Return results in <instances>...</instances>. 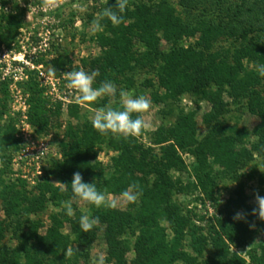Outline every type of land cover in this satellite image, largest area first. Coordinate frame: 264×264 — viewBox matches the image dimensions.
Listing matches in <instances>:
<instances>
[{"label": "trees", "instance_id": "trees-1", "mask_svg": "<svg viewBox=\"0 0 264 264\" xmlns=\"http://www.w3.org/2000/svg\"><path fill=\"white\" fill-rule=\"evenodd\" d=\"M0 3V47L10 49L25 24L27 9L14 0ZM179 4L189 20L178 14L170 0L136 5L107 0L96 22L101 54L81 64L93 94L131 89L135 77L147 71L158 79V91L152 94L156 104L173 107L185 94L201 96L211 107L203 116L207 133L201 139L196 113L181 111L174 125L161 126L154 133L152 144L160 148L157 152L141 142L145 130L141 114L117 106L111 114L128 133L122 134L112 122L70 126L61 143L63 160L45 170L43 182L36 187L38 193L32 196L24 181L19 185L5 180L11 162L6 151L18 149L21 140L14 123L2 126L10 94L7 80L0 81V205L8 221H0V244L10 228L18 239L15 249L0 248V264L74 263L85 254L72 252V237L63 232L64 218L53 215L51 226L41 235L42 223L30 215L44 211L47 202L61 206L73 199L127 196L130 191L139 199L128 210L108 207L93 217L104 226L109 264H127L131 250L136 254L134 264H202L200 258L207 250L211 255L204 264H264V241L248 252L249 261L232 251L244 249L254 234L264 237V211L249 204L246 192V183L254 179L264 188V0H179ZM197 35L195 45H185L186 37ZM162 40L171 44L168 51L161 49ZM221 41L233 48L214 50ZM35 64L51 66L56 77H61L66 61L58 57L39 59ZM142 84L155 87L148 79ZM23 86L28 95V123L40 135H49L61 126L63 103L46 95L32 74ZM231 104L259 119L250 148L244 146L248 133L230 129L225 121ZM105 143L114 152L108 168L97 161L96 148ZM181 153L195 158V185H185L171 175L186 173ZM258 158L263 171L253 166L246 172ZM216 166L236 184L234 194L223 204L216 196ZM52 176L61 186L51 183ZM190 188L221 205L220 216L207 229L173 199ZM69 221L72 234L78 235V246L90 249L98 227H86L80 211ZM127 236L135 238L133 247Z\"/></svg>", "mask_w": 264, "mask_h": 264}, {"label": "rangeland", "instance_id": "rangeland-1", "mask_svg": "<svg viewBox=\"0 0 264 264\" xmlns=\"http://www.w3.org/2000/svg\"><path fill=\"white\" fill-rule=\"evenodd\" d=\"M1 1V0H0ZM9 1V0H8ZM20 7L27 9V16L23 28L19 31L15 43L10 49L0 47V81L7 80L9 84L8 112L4 117L2 126L6 127L9 123H14L17 129V138L21 140L18 149L9 148L6 154L11 157L8 173L5 180L8 184L25 182L26 190L30 195H36L37 185L43 182L45 170L53 166L55 162L63 160V142L66 130L71 127H83L86 124L95 122L115 123L119 131L126 135L127 129L117 122L111 114L117 106H123L125 109H132L141 114L144 123V135L141 142L147 147H154L158 152L159 147L153 143L154 133L161 126H171L176 122V116L179 112L196 113L198 124V137L203 138L207 133V128L203 124V116L211 109L210 105L199 95L185 94L181 97L179 103L170 107L164 104H156L152 100V94L158 91V79L155 73L141 71L135 77V86L131 89L120 88L117 94L114 90L107 94L90 92V82L86 79L82 69V60L98 57L101 49L97 44L96 35L98 28L96 22L100 17V9L107 0H14ZM136 5L140 3L157 2L158 0H124ZM236 2L238 0H231ZM39 2H41L39 4ZM176 8L179 15L184 20H189L188 15L180 6L179 0H170ZM0 3V9H1ZM190 17V16H189ZM195 21L196 16L191 14ZM196 37L184 39L186 46L195 45L198 40ZM233 48L229 42L221 41L215 45L214 50L220 48ZM171 44L162 40L161 49L168 51ZM61 57L66 61L65 69L62 70V76L56 77L51 66L36 65L39 59H56ZM246 66L251 70L255 67L246 62ZM39 82L45 89L46 95L53 101L63 103L62 115L60 117L61 126L54 128L49 135H40L28 123V95L24 90L23 84L29 79L30 75ZM146 79L151 80L155 87L144 88L142 85ZM163 93V91H160ZM225 100L231 102L228 94H225ZM231 110L225 117V121L230 129L239 133H248L245 138V145H250L255 141L251 135L259 119L251 114L245 108H237L231 104ZM72 111L76 112L75 115ZM97 161L106 168L111 166V158L114 152L107 143L97 146ZM181 156L187 166L186 173L174 171L172 177L174 180L181 179L185 185H195L192 167L195 165V158L187 153H181ZM262 159L258 158L246 169L249 172L253 166L259 167L263 171ZM1 167V162H0ZM215 179L219 188L216 192L219 202L223 204L234 194L236 184L223 173V169L216 166ZM51 183L61 186L57 177L52 176ZM246 192L249 197V204L264 211V188L260 186L256 179L246 183ZM138 196L129 192L127 196H115L104 194L98 198H87L84 200L73 199L63 202L62 205H55L53 202H47L44 211L38 214L30 215L31 219H36L42 223L39 230L41 235H45L51 226V217L59 215L64 218V233L69 234L73 240L72 252L80 251L85 256L79 257L72 264H109L107 260V244L104 239V226L95 223L93 217L96 213L103 212L108 207H114L118 210L126 211L132 201H138ZM174 201L184 209L185 212H192L194 221L198 225L209 228L220 216V206L206 200L199 190L190 188L187 194L174 195ZM80 211L83 216L86 227H98L97 239L90 249H82L78 246V235L72 234L70 219L76 218V212ZM242 215V212H240ZM6 216L0 205V221L5 220ZM168 227L167 223H162ZM168 233L172 236L171 230ZM131 247H133L135 238L127 236L126 238ZM264 241V237L254 234L251 241L244 249H232L249 261L248 252L257 248ZM18 246V239L10 228L1 247L15 249ZM189 250V248H187ZM211 252L206 251L204 257L200 258L202 264L206 263ZM128 263L134 264L136 254L131 250L128 255Z\"/></svg>", "mask_w": 264, "mask_h": 264}]
</instances>
